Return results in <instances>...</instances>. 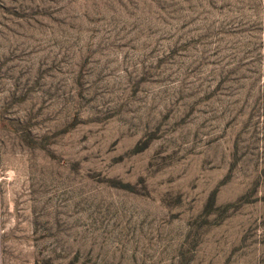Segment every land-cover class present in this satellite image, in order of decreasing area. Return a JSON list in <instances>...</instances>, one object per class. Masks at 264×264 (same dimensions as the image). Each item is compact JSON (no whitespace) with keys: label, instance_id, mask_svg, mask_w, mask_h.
<instances>
[{"label":"rangeland","instance_id":"374dc122","mask_svg":"<svg viewBox=\"0 0 264 264\" xmlns=\"http://www.w3.org/2000/svg\"><path fill=\"white\" fill-rule=\"evenodd\" d=\"M0 264H264V0H0Z\"/></svg>","mask_w":264,"mask_h":264}]
</instances>
